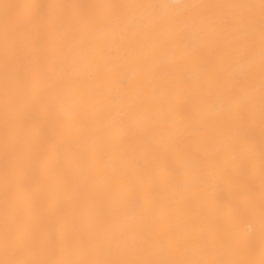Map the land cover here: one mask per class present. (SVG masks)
I'll use <instances>...</instances> for the list:
<instances>
[{
  "label": "bare ground",
  "instance_id": "obj_1",
  "mask_svg": "<svg viewBox=\"0 0 264 264\" xmlns=\"http://www.w3.org/2000/svg\"><path fill=\"white\" fill-rule=\"evenodd\" d=\"M0 264H264V0H0Z\"/></svg>",
  "mask_w": 264,
  "mask_h": 264
}]
</instances>
